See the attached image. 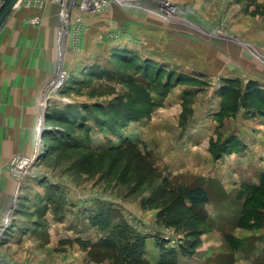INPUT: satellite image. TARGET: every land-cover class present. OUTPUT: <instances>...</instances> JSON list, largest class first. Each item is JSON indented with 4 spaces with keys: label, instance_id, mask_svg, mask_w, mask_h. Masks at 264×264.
Returning a JSON list of instances; mask_svg holds the SVG:
<instances>
[{
    "label": "rangeland",
    "instance_id": "rangeland-1",
    "mask_svg": "<svg viewBox=\"0 0 264 264\" xmlns=\"http://www.w3.org/2000/svg\"><path fill=\"white\" fill-rule=\"evenodd\" d=\"M127 1L87 19L69 11L68 26L59 17L67 77L32 128L43 179L23 181L1 262L119 264L98 245L125 223L146 238L148 264H169L164 250L173 264H264V0ZM251 83L263 93L234 107ZM69 108L85 126L63 117ZM116 111L123 128L96 124ZM196 187L209 195L200 209L180 195ZM101 201L107 227L93 219ZM57 222H79L89 240Z\"/></svg>",
    "mask_w": 264,
    "mask_h": 264
},
{
    "label": "crops",
    "instance_id": "crops-1",
    "mask_svg": "<svg viewBox=\"0 0 264 264\" xmlns=\"http://www.w3.org/2000/svg\"><path fill=\"white\" fill-rule=\"evenodd\" d=\"M59 11V6L51 0H44L42 8H27L21 3L0 33V164L3 166L8 165L14 157L29 156L38 150V137L32 132L33 124L37 114L41 121L39 104L48 82L55 78L61 63L58 48L61 29ZM90 17L84 15L85 19ZM34 18L40 22L31 23ZM74 36V33L67 34L69 45L74 41ZM68 58L66 56L64 59V67L68 64ZM15 185L10 177L3 193L6 207L13 199ZM22 225L19 226L20 231ZM54 225L69 227L59 222ZM68 229L73 235L76 230L75 239L89 240L83 238L86 230L81 228L79 222ZM58 232L62 234L61 230Z\"/></svg>",
    "mask_w": 264,
    "mask_h": 264
},
{
    "label": "trees",
    "instance_id": "trees-1",
    "mask_svg": "<svg viewBox=\"0 0 264 264\" xmlns=\"http://www.w3.org/2000/svg\"><path fill=\"white\" fill-rule=\"evenodd\" d=\"M235 84V83H234ZM233 85V84H232ZM229 86L232 88H235V86ZM252 92H256V93H263L261 89H259V86L256 84V83H251L250 85H248V87L246 88L245 90V94H242L241 92H237L235 90L234 92V107L238 104V102L240 101L241 98H244L245 101L247 102H250V96H251V93ZM251 106V104H250ZM70 109V108H69ZM104 108L100 107L98 109V111H102ZM113 114V113H112ZM108 115V113L106 114ZM116 117L114 119V117L111 118V121L112 123H108V122H105L101 119H96L95 122L96 124L101 127V128H104V129H107V130H113L114 132L117 131L118 128H123V125H126L129 121H124L123 122V119L121 117V115H119V113L116 111L115 113ZM63 117H65V119H67L68 121H71L74 123V121L76 122V124L78 126H85V122H86V119L81 116L77 111H73V109H70V111H68V113H64L63 114ZM74 119V120H73ZM125 123V124H124ZM113 125H115V128L116 129H113ZM89 132V129L88 131ZM64 135V134H63ZM64 140H59L60 137H58L57 139L63 143V142H68V136L67 135H64L62 136ZM88 137L86 138L85 141H87ZM81 147H84V149H87V150H91L92 151V147L90 146H81ZM180 195L181 197L187 201L191 207L193 208H202L203 206H205L208 202H209V195L207 193V191L201 187H196V188H185L183 190H181L180 192ZM97 206L99 207V212L97 214H95L93 217L94 222H96V226H100V227H107L109 226L110 222L113 221V216L111 215V213L105 208L106 204L104 201H101L97 204ZM113 228L115 229L116 233H117V240H115V242L113 243L112 240L110 238V236H107V239L105 242H102L100 241V245L98 246H102V247H108L107 249H110V250H113V252L115 253L114 255L117 256L118 260L122 263H119V264H133L132 262H134L133 260H129V261H126L128 260L127 257L130 255H139L140 259L138 262H140L139 264H148L146 260H144V254L143 252H141L139 249L141 248V244L142 241H144L146 238L143 237L142 235H139L135 233V231H133L131 228H129L125 223L123 224H116L113 226ZM119 232H122L121 233V236ZM119 233V234H118ZM134 235V237H133ZM128 239H131L130 241V244H131V252L126 249H123L121 247V242H124L126 243V241ZM136 245H138V248L137 249H133V247H135ZM164 254H163V258H162V261H166L168 260L169 261V264H173L174 263V258H175V253L173 251H170V250H164ZM134 253V254H131V253ZM138 258V257H137ZM130 262V263H128Z\"/></svg>",
    "mask_w": 264,
    "mask_h": 264
},
{
    "label": "built area",
    "instance_id": "built-area-1",
    "mask_svg": "<svg viewBox=\"0 0 264 264\" xmlns=\"http://www.w3.org/2000/svg\"><path fill=\"white\" fill-rule=\"evenodd\" d=\"M2 0H0L1 3ZM54 3L59 4L62 2V6L66 7L65 11L67 12V22L69 20V11H75L77 14H95L100 15L102 13L107 12L110 8L115 5V2H128L127 0H51ZM27 8H42L44 6V0H23L21 2ZM129 3V2H128ZM40 21L36 18L31 20V23L38 24ZM66 22V23H67ZM67 73L57 80V84L53 87L52 91L60 89L64 81L66 80ZM51 91V92H52ZM41 150L38 152L30 155V156H17L16 159L12 163V176H20L21 180H25L26 178H32L37 183L38 181L42 180L43 176L41 173H38L37 167L38 162L40 160ZM14 166V167H13ZM2 177V178H1ZM4 181L5 176L0 174V196L2 191L4 190ZM22 181V184H24ZM2 183V186H1ZM16 210H13L10 214L6 216L0 215V246L5 241L7 233L9 234L10 228L13 230V225L16 223L15 217ZM0 264H4L1 262ZM10 264V263H7Z\"/></svg>",
    "mask_w": 264,
    "mask_h": 264
},
{
    "label": "bare ground",
    "instance_id": "bare-ground-1",
    "mask_svg": "<svg viewBox=\"0 0 264 264\" xmlns=\"http://www.w3.org/2000/svg\"><path fill=\"white\" fill-rule=\"evenodd\" d=\"M54 1V0H53ZM124 3H126V2H115V5L114 6H121V4H124ZM128 3V2H127ZM126 3V4H127ZM59 5H61V14H60V16L59 17H61L62 16V18H63V21L65 22V24L64 25H62V26H68L67 24H69V22H67V12L65 11V9H66V7H63L62 5V2H59ZM20 6V5H19ZM167 6H169V4L167 5V4H165V7H167ZM168 9V8H167ZM172 9V8H171ZM171 13H173L174 11H170ZM175 13V12H174ZM34 19H36V18H34ZM38 19V18H37ZM39 20V19H38ZM69 21V20H68ZM200 21V20H199ZM67 22V23H66ZM102 24V23H101ZM79 26L77 25V26H75V29L78 31L79 30ZM81 33V32H80ZM80 35V34H79ZM84 36V35H83ZM62 33H61V30H60V33H59V36H58V48H59V56H60V60H61V63L59 64V68H58V70H57V73H56V76H55V79H54V81L52 82V83H50L49 85H48V87L45 89V91H44V96H43V98H42V101H41V103H40V105H39V109H40V112H41V114H43L44 113V109H45V106H46V100H47V98H48V95L51 93V91H52V89H53V87L57 84V80H59L63 75H64V69L65 68H63V60H64V58H63V53H64V51H63V41H62ZM81 39V38H80ZM87 40V39H86ZM76 42H77V39H76ZM227 44V43H226ZM75 45V44H74ZM75 47V46H74ZM79 47V46H78ZM80 47H82V46H80ZM51 111V110H50ZM40 150V146H38V150L36 151V152H38ZM16 159V157H14V158H12V160L10 161V163L8 164V165H6V166H2L5 170H6V173H5V175L6 174H8L10 177L12 176L11 174H12V170H14L11 166H12V163H13V161ZM1 165V164H0ZM14 167V166H13ZM0 174H2V176L4 175V172H2L1 170H0ZM4 175V176H5ZM7 176V175H6ZM2 178V177H1ZM11 179L15 182V193L13 194V199L11 198V202H12V204L10 203L9 204V207H6L5 205H4V197L5 196H3V191H2V193H1V196H0V215L1 216H6V215H8V214H10L13 210H16V202H17V199H18V196H19V192L18 191H20V189L22 188V181L23 180H21V177L20 176H14V177H11ZM1 186H2V183H1ZM7 194V193H6ZM10 195V194H9ZM14 202V203H13ZM7 203V202H6ZM4 205V206H3ZM2 206H3V208H2ZM0 259H2L3 260V255L0 253Z\"/></svg>",
    "mask_w": 264,
    "mask_h": 264
},
{
    "label": "water",
    "instance_id": "water-1",
    "mask_svg": "<svg viewBox=\"0 0 264 264\" xmlns=\"http://www.w3.org/2000/svg\"><path fill=\"white\" fill-rule=\"evenodd\" d=\"M23 0H2L0 3V33Z\"/></svg>",
    "mask_w": 264,
    "mask_h": 264
}]
</instances>
